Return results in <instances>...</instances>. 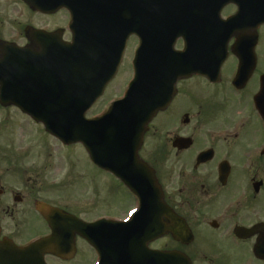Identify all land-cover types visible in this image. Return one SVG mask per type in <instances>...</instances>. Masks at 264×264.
<instances>
[{
  "label": "flooded vegetation",
  "instance_id": "1",
  "mask_svg": "<svg viewBox=\"0 0 264 264\" xmlns=\"http://www.w3.org/2000/svg\"><path fill=\"white\" fill-rule=\"evenodd\" d=\"M49 7L48 12H42L37 0L33 4L27 0H0V61L9 60L8 48L23 54L25 48L33 46V53L39 54L41 36L48 38L59 32L61 40L70 41L69 13L63 8L52 10L51 4ZM224 10L223 18H228L236 8L227 5ZM227 37V55L217 73L211 79L193 75L180 80L169 106L152 119L144 132L137 152L141 161L137 170L141 174L138 183L133 179L137 185L132 188H138L146 205L156 203L161 207L149 212L158 229L147 232L139 226L138 230L139 234L148 233L149 248L179 250L191 264H264V256H258L264 253V121L254 104L264 74V25L246 24L243 29L232 25ZM136 43L134 36L128 38L123 59L134 51ZM176 47H182L180 40ZM21 58L18 61H24ZM240 58L250 74L246 82L236 84ZM199 86L214 92L198 94ZM206 96L213 100L208 106L199 105L197 100ZM10 110L15 112L13 123L18 125V109L0 105V241L6 238L23 246L31 238L48 235L46 223L33 215L37 202L63 209L84 221H94L69 191L54 190L46 184L52 176L55 187L63 186L58 182L67 175L65 181L70 185L71 174L59 172L58 168L50 170L61 173L59 178L26 166L24 137L21 147L19 141L9 143ZM90 165L101 188L113 190L115 199L124 207L122 212L102 213L97 218L127 219L130 211L140 206V196L119 177L91 162ZM155 194L157 199L147 198ZM169 215L184 224L185 232L188 230L189 234L183 236L187 239L191 235L187 243L174 241L167 231ZM124 234L128 237L131 231ZM89 249L86 240L76 236L71 258L60 260L45 254L44 261L90 264Z\"/></svg>",
  "mask_w": 264,
  "mask_h": 264
},
{
  "label": "water",
  "instance_id": "2",
  "mask_svg": "<svg viewBox=\"0 0 264 264\" xmlns=\"http://www.w3.org/2000/svg\"><path fill=\"white\" fill-rule=\"evenodd\" d=\"M141 1L144 2L146 0H137L138 33L145 32L144 25L147 24V22L149 25L153 26L154 33L157 32L159 28L163 31H167V35H171L179 28V26L181 27V25L193 23V18L189 17L190 22H188L187 19H184L183 17L184 15L186 16L187 12L191 8V4L188 5V3H190L189 0H147L149 2L152 1V11H149V13L145 11V5L141 6ZM210 1L213 3V6L211 7L214 11L218 12L220 7H216L215 5H217L218 2L224 3L226 0ZM239 1V15L241 14L242 9H249L252 11L260 10L261 12H259V14L264 17V0ZM123 2L125 5H122ZM199 3V8L201 9L199 15L200 17L204 11H208V6L205 4V1H200ZM112 8L115 10L120 9L121 13L124 12L125 15H127L129 14V0H74L73 9L75 11L72 10V31L74 35L73 44L68 47L65 46L61 48L60 46L62 45L56 43L54 47L50 48L52 57L48 61L44 60L42 62L24 63L25 68L28 66L32 69L34 68V71H36L35 74L37 75L39 73L43 74L46 71H49L50 74L53 72L55 76L60 75L57 77V83L54 85L56 92L53 94L40 95L39 102L36 106L30 107V110L28 106H23L24 112L30 115L37 122H42L45 130L57 137L63 143H82L88 151L90 158L96 163L102 159L99 154L104 155V159H109L108 155L102 152L103 145L104 151L106 152L118 151L113 144L107 145V141L109 142L110 137L106 132H104L105 129L103 130L104 127L112 124L118 118V115H121V120L130 119L137 124H145L148 120H150L156 111L164 108V105L155 104L159 102V100H157L159 91L156 90V84H158L157 82H160L163 78L161 76L162 67L168 66L170 61L174 63V61L171 60L173 58L163 61L160 57H157V55L154 56L152 60L145 62L146 57L150 59L148 52L150 50L151 43L150 41H147L146 38H143L138 54L140 57L145 54V58L139 62V77H137V80L131 84L126 99L113 106L102 118L95 121L84 120L83 115L85 111L102 94L104 85L114 74L119 59L116 60L114 64L111 63L113 68L111 69L110 74L109 71H105L103 76L100 72L96 86L93 85L91 72H95L96 69L103 63L100 60L93 61L92 59H87V56H95L97 52H90V54L87 53V44L83 41V33H87V24H97L101 21L103 14ZM193 14L194 12L191 10L187 15L193 16ZM148 16L151 20L148 19ZM206 18L207 17H204L202 19L201 24L207 23ZM121 25L124 29H128L130 22L126 18L123 21H120V26ZM155 45L156 43H153V48H155ZM48 47L49 46L45 45L42 40L41 58H45L49 55L46 53ZM109 63L110 62H106L105 66ZM17 64L18 63L16 62H0V101L2 104L10 103L7 93L12 94L14 91L11 90L12 87L8 92L4 90L6 87L2 86V81L8 75V78L13 77L14 79V76L17 74ZM92 69L95 70L93 71ZM173 69L174 68H170L167 71L169 75ZM26 74L30 73L26 71ZM174 76L175 74H172L171 78L173 79ZM102 78H106L104 82L101 80ZM262 84L264 86V78ZM83 86L87 87L82 94H79ZM65 89L73 90L66 92ZM13 95V98H17V91H14ZM20 102L23 103V100L20 99ZM147 102H151L152 107L146 108L148 110L146 111V114L132 110L129 111L130 107L134 103H140L143 105ZM25 103L26 102L24 101V105ZM124 113H128L130 116L128 117V115ZM136 157L137 156H134L133 160H135ZM114 168L115 165L113 166V169ZM39 211L49 223L52 222L53 224H56L57 227L65 226L66 218L61 216L58 212H52V209L45 206L39 208ZM57 227L53 226V228H56L57 231H61ZM179 227L180 225L176 221H170L168 230L173 236L178 238L181 235V228ZM54 239L61 241L60 236H55L49 242L52 243ZM112 243L113 241L111 240L108 245L111 246ZM52 250L53 249H48L49 252L54 251L55 254L60 255V253ZM138 251L143 252L142 249L137 250L135 247L134 252L136 253L133 254L136 258L138 256ZM28 253L30 254L27 249H21L13 251L11 253V257L16 258V256L22 254L24 258H22L21 264H42L39 260H37L38 263L36 260L28 261ZM143 253L142 257L145 258L144 261H148L146 264H151L150 262H152V264H190L188 259L179 252H154L149 251L144 247ZM103 254L104 264H123V259L121 260L122 255L119 256L118 253H115V250H107L106 248Z\"/></svg>",
  "mask_w": 264,
  "mask_h": 264
},
{
  "label": "rangeland",
  "instance_id": "3",
  "mask_svg": "<svg viewBox=\"0 0 264 264\" xmlns=\"http://www.w3.org/2000/svg\"><path fill=\"white\" fill-rule=\"evenodd\" d=\"M128 68H127V62H125L123 67V72L120 73V76L118 77V81L120 84H118L112 92L109 94H106L103 99L98 103L96 108H94L89 114H94L98 110H102V108L105 106L106 101L108 99H112L115 97V94L119 92L120 85L122 87V84H124L128 79ZM127 83V82H126ZM115 85V84H114ZM198 94H213L214 91L209 90L205 86H199L196 90ZM203 100H197L198 104L201 106H208V102L213 100L212 96H206L202 98ZM176 102V99L174 100V103ZM173 103V105H174ZM178 107V103L176 105ZM15 112L8 111V118L10 122L13 121V115ZM1 115V114H0ZM26 119H20L21 122H19V126H22L23 128H28L27 123L25 121ZM158 120H163L162 118H158ZM14 125H16L14 123ZM10 126L11 130L9 132V137L14 133L16 126ZM33 128H35V125L32 123H29ZM9 127V128H10ZM36 138V137H35ZM34 138L30 140V143L33 141ZM43 141H46L43 139ZM46 146L44 150H40V145L36 144L33 149V157L34 159H25L23 158L24 162L27 166H30L29 163H32V161L37 163V168L39 169V172L42 174H53L56 177H60L61 173H52L50 170L52 169V161L54 160V163H58L57 167L59 172L66 171L67 167L66 164H68V167L71 165H74V170L76 172V176L72 175V179L70 181V185L72 187L70 197L73 199L78 200L81 203H84L86 205L85 209L87 214L90 216H96L98 214L107 213V214H117L118 212L123 211V205L119 201L115 199V192L113 190H104L100 186L99 177L96 174L95 170L91 167L86 155H84V152L79 147H72L67 150H63L61 148L62 146L54 143L50 139H47ZM53 143L52 145L50 144ZM29 143V144H30ZM52 149L50 150L49 147ZM48 147V148H47ZM46 149V151H45ZM50 156L48 153H51ZM48 154V155H47ZM45 156V157H44ZM40 158V160H39ZM51 178H48L46 181V184L49 188H54V190L63 191V189L59 187H55L54 185L51 186ZM83 210L84 208L81 207ZM92 261V256H90L89 263ZM56 264H58L56 262Z\"/></svg>",
  "mask_w": 264,
  "mask_h": 264
},
{
  "label": "bare ground",
  "instance_id": "4",
  "mask_svg": "<svg viewBox=\"0 0 264 264\" xmlns=\"http://www.w3.org/2000/svg\"><path fill=\"white\" fill-rule=\"evenodd\" d=\"M88 45H90V44H88ZM86 49H87V47H86Z\"/></svg>",
  "mask_w": 264,
  "mask_h": 264
}]
</instances>
